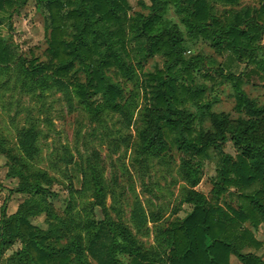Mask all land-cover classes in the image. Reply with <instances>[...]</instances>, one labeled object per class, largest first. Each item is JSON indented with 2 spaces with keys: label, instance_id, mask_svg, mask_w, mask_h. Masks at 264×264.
I'll list each match as a JSON object with an SVG mask.
<instances>
[{
  "label": "trees",
  "instance_id": "obj_1",
  "mask_svg": "<svg viewBox=\"0 0 264 264\" xmlns=\"http://www.w3.org/2000/svg\"><path fill=\"white\" fill-rule=\"evenodd\" d=\"M26 1L0 0V26L10 28L9 19ZM35 1L47 15L48 63L23 65L27 78L33 84L50 81L60 90L72 87L78 105L88 111L106 109L122 115L129 125L127 109L136 106L126 100L121 79H132L136 63L155 56L164 59L163 69L155 68L146 75L149 108L138 132V148L140 154L153 158L173 151L188 157L183 159L181 173L187 184L184 202L191 211L168 222L158 232L161 241L144 249L125 226L110 219L101 224L88 220L87 226L81 221L74 233L65 220L55 217L48 230L41 231L30 223L24 205L11 216L4 206L0 260L4 250L21 243L22 249L9 260L11 264H91L86 251L104 231L108 236H103L98 264H230L232 257L241 264H260L254 254L245 251L261 247L255 232L264 224V105L250 99L242 89L243 81L228 73L225 78L236 94L234 110L239 116L231 119L228 114L214 113L215 101L208 100L206 89L195 83L192 73L200 58L186 59L185 44L202 41L219 56L227 55L230 62L264 68L259 59L264 2L257 11L236 10L239 0H149L150 6L140 2L147 12L130 14L128 0ZM212 3L224 8L220 16ZM170 12L179 24L167 18ZM7 41L0 36V68L16 65V55ZM78 69L85 74V83L64 82ZM95 97L102 99L99 107L91 102ZM38 136L34 126L19 131L18 147L24 159L34 160L39 155ZM227 142L233 143L235 157L224 152ZM2 149L0 142V153ZM212 159H216L217 170L210 201L196 190L200 178L194 166ZM13 169L22 180L17 192L32 195L34 205L46 209L44 177L29 174L17 161ZM86 173L85 188L92 192L95 205L104 207L107 189L99 167L90 164ZM232 190L236 205H221L223 194ZM149 220L160 221L148 218L136 205L132 212L136 228L145 232Z\"/></svg>",
  "mask_w": 264,
  "mask_h": 264
},
{
  "label": "rangeland",
  "instance_id": "obj_2",
  "mask_svg": "<svg viewBox=\"0 0 264 264\" xmlns=\"http://www.w3.org/2000/svg\"><path fill=\"white\" fill-rule=\"evenodd\" d=\"M140 2L151 5L149 0H128L130 14L147 12L141 8ZM263 2L239 0L235 9L258 11ZM212 4L220 16L224 8ZM46 17L43 7L39 8L35 0H27L15 9L8 21L10 28L7 29V24L0 26V35L8 39L7 45L17 59L16 65L0 68V142L3 146L0 153V218L4 206L7 216H11L24 205L30 212V223L39 230L47 231L49 224L58 217L65 220L67 229L74 233L78 232L76 226L81 221L87 226L88 220L101 224L110 219L125 226L144 249L152 248L161 241L158 232L162 227L174 218H184L191 211V206L184 202L187 184L181 173L183 159L188 157L173 151L153 158L140 154L138 148V132L144 127L149 108L146 75L155 72V68L163 69L164 59L155 56L147 62L136 63L132 79H121L126 100L136 106L127 109L131 118L129 125L122 115L106 109L88 111L78 105L72 87L60 90L50 81L33 84L27 78L23 65L27 68L33 62L35 67L48 63ZM167 18L179 24L173 12ZM260 24H264V19ZM180 28L185 32L183 27ZM185 49L186 59L200 58L198 69L192 73L195 83L206 89L208 100L215 101L212 105L214 113L228 114L231 119L239 116L234 110L236 94L231 82L225 78L228 73L243 81L242 89L250 99L264 105L262 66L230 62L227 55L219 56L202 41L186 43ZM261 49L259 59L264 61V36ZM74 81L85 83V74L78 69L64 80L70 85ZM91 102L94 107H99L102 99L95 97ZM32 126L39 133V155L34 160H26L19 150L17 135ZM224 152L233 157L237 155L231 142L224 144ZM69 160L72 163L67 164ZM15 161L25 166L29 174L44 177V186L48 190L43 201L46 209L37 208L32 195L17 192L22 180L16 177L13 169ZM195 163L200 178L196 190L211 201L216 159ZM90 164L99 167L106 184L104 207L95 205L92 192L83 183ZM225 204L236 205L233 190L223 194L221 205ZM136 205L148 218L154 216L160 221L152 223L149 220L146 231L140 232L132 221ZM100 233L101 239L94 241L86 251L91 264H98L101 260L103 236H108L104 231ZM255 238L261 247L245 252L254 254L259 263L264 264V224L255 232ZM89 243L86 239L87 246ZM21 249V243H17L4 250L0 264H11L9 260ZM232 258L241 264L237 258Z\"/></svg>",
  "mask_w": 264,
  "mask_h": 264
},
{
  "label": "crops",
  "instance_id": "obj_3",
  "mask_svg": "<svg viewBox=\"0 0 264 264\" xmlns=\"http://www.w3.org/2000/svg\"><path fill=\"white\" fill-rule=\"evenodd\" d=\"M0 36H1V35H0ZM230 264H238V263L235 262V261L233 260V258H232Z\"/></svg>",
  "mask_w": 264,
  "mask_h": 264
}]
</instances>
